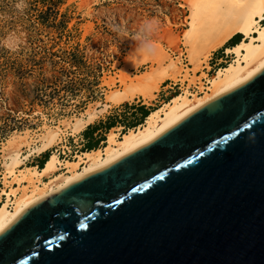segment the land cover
I'll return each instance as SVG.
<instances>
[{
  "label": "water",
  "instance_id": "obj_1",
  "mask_svg": "<svg viewBox=\"0 0 264 264\" xmlns=\"http://www.w3.org/2000/svg\"><path fill=\"white\" fill-rule=\"evenodd\" d=\"M0 264H264V71L26 208Z\"/></svg>",
  "mask_w": 264,
  "mask_h": 264
},
{
  "label": "rangeland",
  "instance_id": "obj_2",
  "mask_svg": "<svg viewBox=\"0 0 264 264\" xmlns=\"http://www.w3.org/2000/svg\"><path fill=\"white\" fill-rule=\"evenodd\" d=\"M196 1L0 0V190L4 145L16 134L27 133L33 147L48 130L61 128V141H66L62 146L71 152L65 161H73L81 145L98 142L96 149H102L112 129L109 125H115L114 132L120 138L149 116L143 120L140 107L150 114L189 84L166 81L149 104L141 97L115 104L112 96L123 89L119 80L166 67L169 61L159 62L166 54L174 61L180 58L192 76L202 77L213 71L216 61L225 57L226 47L234 44L212 51L201 70L193 74L187 48L182 41L173 42L189 28L190 4ZM145 20L155 21L151 34L154 52L131 55L137 44L133 36ZM104 105L108 109L99 112ZM95 110H99L97 119L81 132L74 134L64 127ZM95 127L101 130L96 135L92 130ZM55 146L49 151L59 148ZM84 147L79 153L86 152ZM27 149L24 146L21 153ZM44 155L33 156L23 168L36 167Z\"/></svg>",
  "mask_w": 264,
  "mask_h": 264
},
{
  "label": "bare ground",
  "instance_id": "obj_3",
  "mask_svg": "<svg viewBox=\"0 0 264 264\" xmlns=\"http://www.w3.org/2000/svg\"><path fill=\"white\" fill-rule=\"evenodd\" d=\"M190 8L189 28L180 39H173V42L182 41L187 48L188 60L194 67L193 74L201 70L212 51L240 35L238 43L225 49V54L232 57L231 62L217 69L209 78L206 74L197 77L196 74H189L180 58L174 61L166 54L159 60L161 63L169 61L166 67L138 76L129 75L128 80L122 78L119 83L123 89L112 96L115 104L130 103L137 97L148 103L159 90L160 84L166 81H188L189 84L181 94L151 111L141 126L120 134V138L118 132L111 129L102 149L77 153L73 161H62L53 150L42 169L23 168L25 161L58 146L64 131L61 128L48 130L39 141L36 140L40 144H33V147V141H30L27 133L25 136L14 134L4 145L3 151L6 155L2 163L0 235L32 204L48 201L70 184L111 166L135 149L153 141L215 97L264 71V0H197L190 4ZM165 38L161 36V39ZM107 109L104 105L98 111L105 112ZM98 111H88L84 118H77L72 126L68 122L64 127L77 134L94 123ZM24 146L28 147L26 154L23 151L21 153ZM81 166L82 170L79 169Z\"/></svg>",
  "mask_w": 264,
  "mask_h": 264
},
{
  "label": "clouds",
  "instance_id": "obj_4",
  "mask_svg": "<svg viewBox=\"0 0 264 264\" xmlns=\"http://www.w3.org/2000/svg\"><path fill=\"white\" fill-rule=\"evenodd\" d=\"M154 30V20H145L142 22L138 31L133 36L137 44L135 51L131 55H151L154 52V44L151 40V34ZM117 31H122V29H118Z\"/></svg>",
  "mask_w": 264,
  "mask_h": 264
},
{
  "label": "built area",
  "instance_id": "obj_5",
  "mask_svg": "<svg viewBox=\"0 0 264 264\" xmlns=\"http://www.w3.org/2000/svg\"><path fill=\"white\" fill-rule=\"evenodd\" d=\"M223 53H224V52H222V54H223ZM230 59H232V57H231ZM230 59H228V55H225V57L222 55V57H220V58L216 61V63L213 65V68H214L213 71H212V70H208V71H207V75H208V77H209V74H211V75L213 76V74H215V71H216L217 69L222 68V67L226 66L229 62H231ZM204 81H205V83L207 84L206 80H204ZM192 92H195V91H192ZM196 92H197V91H196ZM64 142H66V141H62V142H60V144L58 145L59 148H55V149H54L55 152L58 153V155H59L60 158H61V153H62V156H63V158H61L62 161H65V159H67V158L69 157L70 153H71V152L68 150V148H67L66 146H62V145H64ZM102 143H104V141H103ZM82 147H84V145L79 146V149L82 148ZM79 149H77V150L75 151V155H76L77 153H79ZM60 150H62V151L60 152ZM27 151H28V149H27ZM52 151H53V150H51V151H49V152H47V153H45V154H48V155L50 156V154L52 153ZM25 154H26V153H25ZM22 158H23V157H22ZM25 163H28V161H25ZM36 168L40 169V168H39V165H37Z\"/></svg>",
  "mask_w": 264,
  "mask_h": 264
},
{
  "label": "trees",
  "instance_id": "obj_6",
  "mask_svg": "<svg viewBox=\"0 0 264 264\" xmlns=\"http://www.w3.org/2000/svg\"><path fill=\"white\" fill-rule=\"evenodd\" d=\"M241 36L238 35L237 38H234L232 41H231V44H236L239 42ZM140 111H141V115H142V118L143 120H145V118L149 115V111L145 108V107H140ZM110 127L108 128L109 130L111 128H113L115 125H109ZM98 146V142H90L88 143L85 147H84V150L85 151H91V150H94L96 149V147ZM48 158H49V155L48 154H45L41 160H40V164H39V168L42 169V167H44L45 163L48 161Z\"/></svg>",
  "mask_w": 264,
  "mask_h": 264
},
{
  "label": "crops",
  "instance_id": "obj_7",
  "mask_svg": "<svg viewBox=\"0 0 264 264\" xmlns=\"http://www.w3.org/2000/svg\"><path fill=\"white\" fill-rule=\"evenodd\" d=\"M237 38V36L235 37ZM233 40V39H232ZM230 40L229 43L232 41ZM98 127L92 128L93 132L95 131L94 135L98 134L101 130H97ZM113 129V128H112Z\"/></svg>",
  "mask_w": 264,
  "mask_h": 264
}]
</instances>
